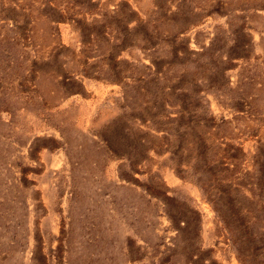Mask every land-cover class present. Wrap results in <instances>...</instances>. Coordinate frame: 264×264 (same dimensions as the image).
Masks as SVG:
<instances>
[{
    "label": "rangeland",
    "instance_id": "1",
    "mask_svg": "<svg viewBox=\"0 0 264 264\" xmlns=\"http://www.w3.org/2000/svg\"><path fill=\"white\" fill-rule=\"evenodd\" d=\"M211 263L264 264V0H0V264Z\"/></svg>",
    "mask_w": 264,
    "mask_h": 264
},
{
    "label": "trees",
    "instance_id": "2",
    "mask_svg": "<svg viewBox=\"0 0 264 264\" xmlns=\"http://www.w3.org/2000/svg\"><path fill=\"white\" fill-rule=\"evenodd\" d=\"M186 221H188V220H186ZM186 223H187V226H188V225H189V224H188L189 222H186ZM211 264H212V263H211Z\"/></svg>",
    "mask_w": 264,
    "mask_h": 264
}]
</instances>
